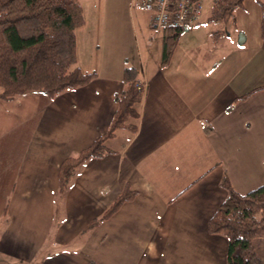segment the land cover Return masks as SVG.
<instances>
[{"label": "crops", "instance_id": "obj_1", "mask_svg": "<svg viewBox=\"0 0 264 264\" xmlns=\"http://www.w3.org/2000/svg\"><path fill=\"white\" fill-rule=\"evenodd\" d=\"M78 1L77 65L94 78L53 98H0V254L18 264H227L226 237L208 231L226 196L221 180L239 194L264 185L260 20L245 49L206 26L183 31L162 65L163 30L150 29L136 0ZM202 31L203 44L180 46ZM205 46L212 59L202 65L194 54ZM126 67L144 90L136 132L112 149L118 130L110 152L58 193L61 162L107 130ZM126 185L134 197L86 229Z\"/></svg>", "mask_w": 264, "mask_h": 264}, {"label": "trees", "instance_id": "obj_2", "mask_svg": "<svg viewBox=\"0 0 264 264\" xmlns=\"http://www.w3.org/2000/svg\"><path fill=\"white\" fill-rule=\"evenodd\" d=\"M260 36L264 37V3ZM243 0H217L207 23L227 21ZM84 18L78 0H0V98L10 100L28 93L48 98L89 83L95 73L82 71L76 60L75 31ZM184 28L163 29L161 64L166 65ZM123 90L115 96L117 109L107 130L76 156L65 158L58 169V193L64 194L75 173L88 160L110 152L107 141L120 129L133 135L140 115L143 87L138 71L126 67ZM264 89L259 86L254 90ZM248 95V94H246ZM246 95L241 96L244 98ZM226 196L212 215L208 231L227 239V264H264L255 240L264 229V185L246 194L235 192L227 177L221 180ZM135 195L129 185L86 229L108 219ZM264 250V245H263Z\"/></svg>", "mask_w": 264, "mask_h": 264}, {"label": "rangeland", "instance_id": "obj_3", "mask_svg": "<svg viewBox=\"0 0 264 264\" xmlns=\"http://www.w3.org/2000/svg\"><path fill=\"white\" fill-rule=\"evenodd\" d=\"M211 1L212 0H204L205 7H204L202 19H201L200 23H198V25L189 27L188 28L190 30L189 32L190 33L193 32L192 29L196 26L197 27L198 26H206V30L210 31L209 33L214 32L216 34H219V33L221 34V40H222L221 43L223 41H225L228 44L231 43L232 46L234 47V49L248 48L247 44L239 45L237 43L238 35H239V33H242L246 36L245 33H247L248 36L251 37V35H253V34L256 35L258 33V21L261 20V17L263 14L262 7H261L259 2L264 3V0H243L242 6L237 7L233 12V16L230 17L227 21H225V22L217 21V22L206 23L205 19H206V17H208L211 14V10H212L209 7L211 4ZM203 32L204 31H202L200 33L196 32V33H193L190 35L187 34L188 36L181 39V41H180L181 45L180 46L185 47V46H187V43H190V42L203 44L204 39H206V37L204 35L206 34L208 36V33H203ZM206 32H208V31H206ZM226 32L231 33L230 39L225 38V36H227ZM181 34H180V36H181ZM213 34L211 33V35H213ZM222 51L223 50H221L220 55H223ZM226 52H227V54H230L231 51L227 49ZM194 56L196 57V59H200L199 61L202 65H203V61L212 59V56L209 54L208 48L206 46L201 47L194 54ZM206 63L207 62H205L204 64H206ZM129 133L130 132L126 129H122V130L118 131L117 137L108 146L113 149L119 143L124 142L126 140V138L128 137ZM1 190H3V189L0 186V191ZM0 197H2L1 192H0ZM4 205L5 204L3 203V207H4ZM3 207L2 206L0 207V229L2 227L1 220H2V217H4L3 216V211H4ZM263 245H264V229H262L260 231L258 237L255 240L256 251H257L258 255L261 256L262 258H264ZM40 257H41V255H40ZM36 259L38 260V257ZM0 264H18V263H16L15 261H12L11 259L0 254ZM33 264H37V262H34Z\"/></svg>", "mask_w": 264, "mask_h": 264}, {"label": "built area", "instance_id": "obj_4", "mask_svg": "<svg viewBox=\"0 0 264 264\" xmlns=\"http://www.w3.org/2000/svg\"><path fill=\"white\" fill-rule=\"evenodd\" d=\"M217 0H212L210 8ZM139 7L150 13L152 30L189 28L200 23L204 0H136Z\"/></svg>", "mask_w": 264, "mask_h": 264}, {"label": "water", "instance_id": "obj_5", "mask_svg": "<svg viewBox=\"0 0 264 264\" xmlns=\"http://www.w3.org/2000/svg\"><path fill=\"white\" fill-rule=\"evenodd\" d=\"M187 30H188V28H184V31H187ZM245 39H246L245 35L242 33H239L238 39H237L238 44H243Z\"/></svg>", "mask_w": 264, "mask_h": 264}]
</instances>
